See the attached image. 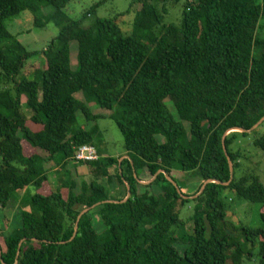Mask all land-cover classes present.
Returning <instances> with one entry per match:
<instances>
[{
  "label": "trees",
  "instance_id": "obj_1",
  "mask_svg": "<svg viewBox=\"0 0 264 264\" xmlns=\"http://www.w3.org/2000/svg\"><path fill=\"white\" fill-rule=\"evenodd\" d=\"M70 1L0 0V206L28 191L20 200V226L0 233L1 259L14 264L25 238L16 264H242L252 255L248 242L264 264V184L253 172L234 176L241 154L233 144L249 133L225 135L233 163L228 185L211 182L184 199L163 173L149 184L138 182L159 169L171 176L175 161L201 181L229 179L223 134L248 129L264 115V0H185L179 24L164 22L169 0H132L129 6L138 8L130 33L112 18L83 24L97 4L69 18L63 9ZM46 6L53 8L47 21L58 33L42 50L44 65L30 78L20 76L37 52L26 49L6 21L29 11L41 26L37 13ZM88 99L108 112L122 135L128 158L120 167L95 142L101 115L91 112ZM82 144L94 146L98 159L74 160ZM252 144L264 153V131ZM71 161L78 174V167L87 168L91 180L78 184L65 168ZM55 165L65 174L48 189L47 172ZM102 178L114 186V196ZM125 182L129 198L84 213L67 241L78 213L99 201L124 199ZM226 189L260 205L259 225L227 226ZM189 203L191 228L180 218Z\"/></svg>",
  "mask_w": 264,
  "mask_h": 264
},
{
  "label": "rangeland",
  "instance_id": "obj_2",
  "mask_svg": "<svg viewBox=\"0 0 264 264\" xmlns=\"http://www.w3.org/2000/svg\"><path fill=\"white\" fill-rule=\"evenodd\" d=\"M132 0H72L64 7V13L71 19H77L81 16L82 13L92 8L94 5V11L84 18L83 24L89 25L96 18H112L116 23L121 27L125 32L130 33L133 25V18L138 8L137 4H133L130 7ZM185 0H179L176 3L168 1L167 4V14L165 15L164 22L179 24L182 17V7ZM160 3L159 6H161ZM127 9V13H125ZM53 8L51 6H46L41 11L37 13V16L40 18L41 26L34 25L33 15L29 11H22L18 15L8 19L6 21V26L8 30L17 36V40L30 51H36L37 54L32 56L27 60L23 72L20 76L26 74L28 78L32 76V72L36 67H42L44 65L43 59V48L48 44V42L56 36L58 33L59 27L56 26L53 21H47V15L51 13ZM262 28L259 30V36L264 38V20H262ZM71 60L72 64L75 67V51L76 44L71 43ZM152 52L150 51V54ZM258 53V51H254ZM82 96V95H81ZM88 106L91 109L92 113L100 114L101 117L96 121L98 125V131L95 133V142H99L100 152L104 156H112L117 159L125 155V149L123 146L122 135L113 120L109 116L108 112L104 109H101L97 106L96 102L93 99H88ZM23 110L27 112L26 106H22ZM0 111L3 109L0 107ZM120 112L119 107L115 104L112 110L114 116H118ZM80 115V113H78ZM77 115V120H78ZM79 123L81 125L87 126L83 118H79ZM93 124V123H92ZM90 127V125L88 126ZM32 129H38V126H32ZM264 131V123L260 125L255 133H250L246 136H238L237 141L233 144L235 149H239L241 157L239 160L240 166L234 172L235 177H240L244 172H253L258 175L261 183L264 184V153L258 148L253 146L252 139L254 134L259 135ZM23 147H29L27 142L23 141ZM65 168L68 170V173L75 179L79 184L80 180L84 179L90 181L92 175L87 173V168L78 167L77 173L74 168L72 161L69 162ZM110 171L113 173V168H110ZM65 174L64 169L61 170L59 165L53 166L51 170L47 172L48 175V189H53L55 186L59 185L61 179ZM171 176L174 178L177 185L181 188L182 193L189 196L191 193H194L200 184L203 182L198 177H193L191 172H183L177 161L174 162ZM104 185H106L107 190L111 193L112 196L114 192V186L107 185L105 179L100 180ZM30 193L33 192L34 188L32 186L28 187ZM78 190V189H77ZM155 191L157 189L155 188ZM28 193V191L23 190L18 192L15 197L13 196L6 206L3 208L0 206V233L5 235L9 230L17 228L21 224L20 220V200ZM224 194L226 196V202L229 206L226 220L227 226L231 224L235 228L240 225H259L258 220V207L259 204L247 203L242 200H239L235 194L230 190H225ZM193 199V198H192ZM180 208V206H178ZM193 203L186 204L181 211L180 218L185 222L187 228H191V221H189V216L191 214ZM261 210L264 211V208ZM99 229L100 226L97 225ZM235 232L234 230H232ZM242 242H244L243 236H240ZM180 251H182L185 246L178 245ZM246 249H249L252 255H249L247 258L244 257L242 264H259V257L257 255V249L252 248L250 243H246Z\"/></svg>",
  "mask_w": 264,
  "mask_h": 264
},
{
  "label": "water",
  "instance_id": "obj_3",
  "mask_svg": "<svg viewBox=\"0 0 264 264\" xmlns=\"http://www.w3.org/2000/svg\"><path fill=\"white\" fill-rule=\"evenodd\" d=\"M263 121H264V115H263V116H262V117H261L256 123H254V124H253L250 128H248V129H245V128H242V127H232V128H229L228 130H226L225 133L223 134V136H222V144H223V149H224V151H225V155H226V157H227L228 166H229V179H228L227 181H225V182L220 181V180H218V179H214V178L206 179V180L203 181V183H202V185H201L199 191H198L196 194H194V195H192V196H187V195H185L184 193H182V191H181L180 188L178 187L177 183L171 178V176H170L169 174H167V173H166L164 170H162V169L157 170L156 173L153 175V177H152L150 180H148V181H141V180H138V179L136 178L137 176H136V173H135V172H134V177L138 180L139 183H142V184H149L151 181H153V180L157 177V175H158L159 173H163V174L165 175L166 179H167L170 183H172V185L176 188V190H177V192L179 193V195H180L182 198H184V199H188V198H189V199H192V198L197 197V196L203 191V189L205 188V186H206L208 183H211V182L216 183V184H221V185H228V184L231 182V180L233 179V163H232L230 157L227 155L226 150H225V146H224V138H225V135L228 134V133H230V132H232V131L247 132V133H249V132L253 131L254 129H256V128H257V127H258ZM124 158H128V156H127V155H124V156H122L121 158L118 159V167H120V165H121V161H122V159H124ZM125 184H126V187H127V193H126V196L124 197V199H122V200H112V199H109V200L99 201V202H96V203H94L93 205H91V206H89V207H85L84 209H82V210L78 213V215H77V217H76L75 224H74V230H73V233H72L71 237H70L67 241L72 240V239L74 238V236L76 235L77 230H78V222H79V220H80V217H81L84 213H86V212L89 211L90 209L94 208L95 206H97V205H99L100 203H103V202H114V203H119V202H124V201H126V200L129 198V196H130V187H129V185H128L127 182H125ZM24 239H25V238H22V239L19 241V243H18L17 254H16V262H17V256H18V253H19L20 246H21V244H22V242H23ZM34 240H35V239H34ZM67 241H58L57 243H66ZM0 262H1L2 264H6V263L1 259V247H0ZM16 262H15L14 264H16Z\"/></svg>",
  "mask_w": 264,
  "mask_h": 264
},
{
  "label": "built area",
  "instance_id": "obj_4",
  "mask_svg": "<svg viewBox=\"0 0 264 264\" xmlns=\"http://www.w3.org/2000/svg\"><path fill=\"white\" fill-rule=\"evenodd\" d=\"M99 157L96 148L89 144H82L75 148L74 160L76 161H93Z\"/></svg>",
  "mask_w": 264,
  "mask_h": 264
}]
</instances>
